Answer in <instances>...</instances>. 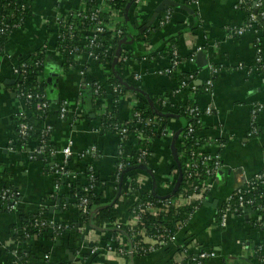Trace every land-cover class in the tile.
I'll use <instances>...</instances> for the list:
<instances>
[{
    "label": "crops",
    "instance_id": "crops-1",
    "mask_svg": "<svg viewBox=\"0 0 264 264\" xmlns=\"http://www.w3.org/2000/svg\"><path fill=\"white\" fill-rule=\"evenodd\" d=\"M129 1L123 17L109 19L110 29L118 24L126 28L110 67L90 57L81 36L80 51L70 68H63L56 47L61 22L82 8L81 0H36L23 24L0 50V172L7 175L16 191L13 194L19 197L12 209L0 214V264L74 262L81 255L88 256L87 264H185L189 256L200 252L215 253L203 264H259L254 252L259 246L264 251V225H260L264 220L256 222L250 209L230 216L224 228L216 220L234 189L264 168V69L254 68L258 55L264 60V23L241 35L231 34V30L246 26L247 14L237 7L239 0H170L173 6L166 5L168 0ZM170 46L180 59L177 70L192 74L195 86L201 87L213 77L210 94L179 90L177 70L169 76L158 74L170 65L172 55L162 54ZM124 48L132 49L134 57H121ZM39 49L45 50L42 80L48 104L39 126L50 130L49 143L56 150L49 159L34 154L36 143L21 139L17 131L20 115L33 121L28 107L16 98L17 69L24 58ZM111 77H117L126 89L117 105L110 95L94 98L92 92L93 85L106 86ZM191 98L201 111L197 136L209 142L205 151L218 156L221 168L207 182L205 198L173 242L142 256L131 253L128 238L121 234L118 242L125 254H120L116 243L106 240L119 225L131 227L136 223L129 210L140 195H173L177 177L171 170V149L179 144L177 134L183 125L174 108ZM141 99L156 118L161 115L168 120L164 135L153 142L151 153L136 169L139 190L128 195L130 176L125 171L117 176L119 136L104 131L100 116L116 108L115 118L125 122L141 105ZM63 101L68 103V113L61 118ZM157 101L162 111L156 107ZM208 107L211 113L203 114ZM157 126L161 128L162 121ZM138 141L135 136L127 137L120 150L123 158L138 150ZM69 142L71 155L64 164L61 151ZM63 164L64 174L51 172ZM87 169L104 184L95 192L101 207L114 205L115 223L103 231L85 229L82 233L70 228L56 234L51 226L40 227L42 232L28 242L14 237L23 231L22 217L46 213L42 220L47 224L77 220L78 209L66 187L72 184L82 190ZM57 175L62 181L56 184ZM153 237L147 238L152 246ZM94 247L98 249L93 252ZM25 252L28 257L22 261Z\"/></svg>",
    "mask_w": 264,
    "mask_h": 264
},
{
    "label": "trees",
    "instance_id": "trees-1",
    "mask_svg": "<svg viewBox=\"0 0 264 264\" xmlns=\"http://www.w3.org/2000/svg\"><path fill=\"white\" fill-rule=\"evenodd\" d=\"M36 0H0V50L4 47V43L10 36L12 32L18 29L24 22L27 17V14L33 8ZM129 0H112L106 5L102 6L99 9V18L103 20L107 24L106 31L98 37V42L100 44V49L97 51L102 54L105 53V58H103V65L111 66L117 47L119 45V41L122 39L121 37L116 36V32L119 30L123 34L126 33V28L124 25L119 26L118 24L116 28L110 29L109 27V19L115 17H123L124 12L127 9V5ZM98 8V4L95 1L84 0L82 8L77 11H72L67 14L61 24H62V34L65 35V29L70 27L72 32L75 34L76 38L73 41L58 39L56 47L58 48V53L60 58L62 59L63 68L69 69L70 64H72L73 58L76 57L77 52L74 51V47L78 46L79 38L82 36V30H88L92 28V23H89L88 20L82 19L78 17L77 14L81 13L83 15H88L89 13L95 11ZM79 11V12H78ZM245 11V10H244ZM264 23V20L258 22V26L260 27ZM144 34H141V37ZM76 44V45H75ZM173 47L176 44H171ZM170 46L166 49L162 50V54L168 53L170 56L172 55L173 48ZM80 49V48H79ZM165 50L167 52H165ZM110 55H109V53ZM44 55L45 50L39 49L35 54L30 55L22 60V64H24L23 73L19 75L18 82L15 86L17 91H23L30 94H38L42 93L45 95V86L44 80H42V70L44 72ZM121 57H126L127 60L134 57V52L132 49H122L120 52ZM121 63H118V67ZM189 73L176 71L175 79L178 83H181ZM213 81V77H212ZM99 87L98 94L94 95V98H104L106 95H110L112 101H115V105L120 101V96H117L113 93V86H118L123 92L126 90L122 82L117 77H111L108 79L106 86L96 84ZM109 93V94H106ZM195 93H205L204 87H197ZM155 102V100H154ZM161 102L157 101L156 107L162 111L160 107ZM31 117H33V121H29L32 130L29 132L28 137L23 140L32 141L36 143L37 146H40L41 142H48L46 149L49 151H55L50 141V134L46 135L44 130L40 128V123L46 117L45 109H41L39 107V101L35 100L27 105ZM190 108H197L193 99H188L185 104H176L174 108V113L184 119V124L180 128V132L177 134V141L179 144L176 147H172L171 156H172V167L171 170L175 171L176 174V183L173 190V195L170 197H160L156 194L151 193H143L140 195L139 201L129 210L131 216H137L136 223L129 227L128 225H119L117 230H112L109 232V237L106 242L114 241L116 243V247H119L121 244L118 242L121 234H125V237L128 238L130 246L135 244L138 248V253L136 255H147L142 251L147 249L151 244L147 240L148 235H157L159 233H163V231H167L170 234L177 233L180 229L185 226V224L189 221L192 214L195 210L201 205V202L206 196L207 191L203 190V185L207 184L210 177L206 176L202 171L201 161L204 156L209 155L208 152L205 151V147L209 142L204 141L202 138L197 136V132L200 128L199 117L195 115H190L188 110ZM116 108L112 111V113H106L100 116V122L104 131L111 132L112 134H117L121 127L127 128V136H135V131H141L144 134V139L138 141L137 149L131 153L129 158L118 159L116 160V168L117 165L122 163L124 165L123 170L117 175L120 177L123 171L126 172L130 176L132 180H130L129 188L126 191L128 195L136 193L139 190L138 182L135 180L137 176V167L140 166L137 161L141 156V152H146L147 154L151 153L152 144L155 140L161 138V135L158 130L157 122L162 121V126L160 129H164L166 127L167 118L163 116H158L156 118L150 108L147 106L145 101L141 99V105L135 107V109L130 113V116L125 122L120 123L115 118ZM142 120H152L155 122L154 126H144L137 122L138 117ZM19 120L17 119V131H18ZM192 126L194 131L189 137L187 136V126ZM154 133V136L151 134ZM151 136V137H150ZM22 139V138H21ZM222 144L223 143H218ZM123 144L120 143L119 151ZM193 165V166H192ZM212 167V166H210ZM51 172L56 171L54 169H50ZM118 173V172H117ZM192 173L193 176L188 179L187 175ZM121 174V175H120ZM86 175H92V180L87 179L85 185L82 187H92L91 190L87 193H83L82 190L77 189L74 185L68 184L66 187L68 196L72 199L74 205H77V199L81 197H86L88 200L86 214H82L78 210V218L75 221H64L61 224L64 226H68L70 229H74L78 231V228L84 227L85 229H92L94 231H103L105 226L111 225L115 223L116 219L113 216V208L112 206L101 207L100 205V196L95 190L100 189L104 186L101 180L95 176L94 172L86 170ZM205 178V180H204ZM55 183H60L62 181L61 176L57 175L54 177ZM196 186V190L193 187ZM9 190L13 193L16 192L14 188L9 184L7 180V175L3 172H0V192ZM263 190V186L256 187V191L252 193V196L257 195L259 192ZM188 196L191 198L189 199ZM19 198V197H18ZM174 201L176 206L174 207H166L165 202ZM256 203L264 204V199H256ZM62 206H67L66 203L61 201ZM10 206V201H2L0 199V214H5L8 212ZM242 214V213H241ZM44 214H36L30 215L28 217H22V233L20 235H14L15 238L19 239L21 242H28L30 237L33 235H38L42 232L43 229H40L38 226H35V221H41L42 216ZM219 216V215H218ZM219 218H217L216 222L218 223ZM254 223V222H253ZM256 223V222H255ZM260 225H264L261 223ZM132 229L133 231H131ZM63 232V231H62ZM80 233V232H79ZM147 240V241H146ZM155 243L154 245H156ZM77 249H73V253H76ZM28 253L25 252L23 254L24 261L28 256ZM26 257V258H25ZM87 255H81L76 261L71 262H58V263H48V264H87L88 262Z\"/></svg>",
    "mask_w": 264,
    "mask_h": 264
},
{
    "label": "built area",
    "instance_id": "built-area-1",
    "mask_svg": "<svg viewBox=\"0 0 264 264\" xmlns=\"http://www.w3.org/2000/svg\"><path fill=\"white\" fill-rule=\"evenodd\" d=\"M84 1V0H81ZM91 1H95L98 4V8L89 13L88 15H83L81 13H78L77 16L81 17L82 19L88 20L89 23H92V28H89L88 30H83L82 32V37L80 40L85 41L86 43V48L88 50V53L90 54V57L92 59H94L95 61H102L103 58H105V53H98L97 51L100 49V44L98 42V37L100 35H102L107 28V24L101 20L98 16L99 14V9L102 8V6L106 5L107 3L111 2L112 0H91ZM238 8H242L243 10H245V13L247 14V21H246V26L244 28H240V29H236V30H231V34L233 35H241L245 30L247 29H251L253 27L258 26V22L264 20V0H239V3L237 5ZM80 11V10H79ZM78 11V12H79ZM122 35V32H120L119 30L116 32V36L120 37ZM76 36L75 34L72 32L70 27H67L65 29V35L61 34L59 36V39L62 40H69V41H73L75 40ZM76 45V44H75ZM79 50L78 47H74V51L77 52ZM124 61V59H123ZM180 64V59L177 55V53L174 51L172 54V58H171V62L170 65L166 68H164L163 70H159L158 74L159 75H172L177 68L179 67ZM24 68V64H20L18 69H17V73H19V75H21L23 73V69ZM255 69L261 70L264 69V60L262 59V57L260 55H258L255 59ZM134 80L139 82L140 78L139 76L135 75L134 76ZM193 80L194 77L192 74H189L188 76L185 77V79L180 83L179 85V90H189L192 93H195L197 90V86H195L193 84ZM204 87V91L207 94L211 93L212 87H213V81L212 78H208L205 83L203 84ZM113 93H115L117 96H120L121 98L123 97V91L118 87V86H113L112 88ZM92 92L94 95L98 94L99 92V87L95 84L93 85L92 88ZM16 98L23 101L25 103V105L27 106L28 103L32 102V101H39V107L41 109H46L48 107L47 101L45 99V95H43L42 93H38V94H30V93H26L23 91H17L16 93ZM120 98V99H121ZM190 115H195L197 117H200L201 115V111H199L198 107L197 108H190L188 110ZM68 113V103L67 101H63L60 105L59 108V116L61 118H64ZM211 113V109L208 107L205 109V111L203 112V114L209 115ZM138 120L137 122L139 124H142L144 126H151L155 124L154 121L146 119V120H142L139 118V116L137 115ZM19 124H18V135L20 136V138L25 139L26 137H28L29 132L32 130V126L29 122V120L26 119L25 116L20 115L19 118ZM200 122V121H199ZM157 126V125H156ZM158 130L160 135H164V130L165 129H160V127L158 126ZM44 133L46 135H48L50 133L49 129H45ZM194 131L192 129V126L189 124L187 126V136L189 137L191 134H193ZM135 138L138 140H143L144 139V134L141 131H135ZM117 135L119 136V140L120 143H123L126 139H127V128L126 127H121L117 133ZM151 136H154V133L151 134ZM150 136V137H151ZM48 142H41L40 146H38L36 148V150L34 151V154L36 155H43L45 157H47L48 159L55 156L56 155V150L55 151H49L46 149ZM218 146H222V144L218 145ZM93 151V150H92ZM61 154L64 157V164H66V159L68 157H70L71 155V143L69 142L68 145L62 149ZM147 156L146 152H141V156L138 159L137 163L141 164L143 158H145ZM123 155L122 152L119 151V157L118 159H122ZM63 165H59L57 167H55V173L61 175L64 174V170H65V166ZM193 166V165H192ZM212 166V167H210ZM201 167H202V171L206 176H209L210 178L215 175V173L217 172V170L219 168H221V162L218 158L217 155H207L204 156L202 158L201 161ZM124 165L122 163L117 165V175H119V173L123 170ZM88 171L92 172L91 169H88ZM193 176L192 173H189L187 175V178L190 179ZM86 179H91L92 180V175H86ZM132 180V179H131ZM205 180V178H204ZM263 186V190L261 192H259L257 195L252 196V193H254V191H256V187L258 186ZM92 187H84L82 189V192L85 194L87 192H89L91 190ZM194 190H196V186L193 187ZM207 184L203 185V190L202 191H207ZM188 198L190 199L191 197L188 196ZM0 199L2 201H10V206L9 209H12L16 203L19 201V198L17 197L16 194H13L11 191L9 190H5L0 192ZM256 199H264V168L262 171H260L259 173H257L256 175H254L252 178L250 179H246L245 181H243V183L236 187L234 189V192L231 194V196L223 203V205L221 206L220 210H219V221H218V226H220L221 228L226 227L228 219L230 216H235V215H240L241 213H243L245 210L250 209L253 214L255 215V220L256 222L260 223L262 222L264 219V204H260V203H256ZM165 206L170 208V207H174L176 206L174 201H169L167 200L165 203ZM87 205H88V200L86 199V197H81L77 199V209L82 213V214H86L88 212L87 210ZM138 216V215H137ZM137 216L136 219H137ZM139 217V216H138ZM35 226L40 227H48L51 226L56 234H59L62 231L68 230V226H63L60 223H49L47 224L46 222L42 221H35ZM85 228L81 227L78 228V231L80 233L84 232ZM131 231H133L132 229H130ZM176 233L174 234H170L167 231H163V233H159L157 235H154V241L155 243H157L156 245L152 246L150 245L147 249L143 250L142 252L144 254H149L151 253L153 250L157 249V248H161L171 242L174 241V236ZM106 248H108L107 250H110L109 246H107ZM97 247H94L93 252L97 251ZM117 252L124 253L125 254V250H124V246L123 245H119V247H116ZM138 248L135 244H133L131 246V253L132 254H137ZM257 255V260L259 262V264H264V251L263 248L261 246L257 247V249L254 252ZM215 257V253L214 252H200L196 255H192L189 256L188 259L185 261V264H203L205 261L212 259ZM48 260V256H45V261Z\"/></svg>",
    "mask_w": 264,
    "mask_h": 264
},
{
    "label": "water",
    "instance_id": "water-1",
    "mask_svg": "<svg viewBox=\"0 0 264 264\" xmlns=\"http://www.w3.org/2000/svg\"><path fill=\"white\" fill-rule=\"evenodd\" d=\"M166 5H169V6H173V5H175L172 1H170V0H168V1H166ZM118 53V52H117ZM198 56H200V54H198ZM178 119H180V122L182 123V124H184V119L183 118H178ZM245 211H247V210H245Z\"/></svg>",
    "mask_w": 264,
    "mask_h": 264
}]
</instances>
